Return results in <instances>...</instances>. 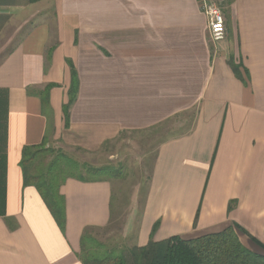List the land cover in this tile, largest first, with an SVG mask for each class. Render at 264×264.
Segmentation results:
<instances>
[{
	"label": "crops",
	"instance_id": "obj_1",
	"mask_svg": "<svg viewBox=\"0 0 264 264\" xmlns=\"http://www.w3.org/2000/svg\"><path fill=\"white\" fill-rule=\"evenodd\" d=\"M221 1L212 43L197 0H0V264H83V234L113 215L111 181L69 179L59 225L24 185L25 148L54 129L99 153L171 123L183 131L158 145L135 246L233 227L264 255V0Z\"/></svg>",
	"mask_w": 264,
	"mask_h": 264
},
{
	"label": "trees",
	"instance_id": "obj_2",
	"mask_svg": "<svg viewBox=\"0 0 264 264\" xmlns=\"http://www.w3.org/2000/svg\"><path fill=\"white\" fill-rule=\"evenodd\" d=\"M78 89L75 70H72V85L69 92V103L64 106L66 126L69 121V107ZM43 103V112L50 113V88L38 93ZM48 136L39 146L27 147L23 151L21 168L25 186L37 189L53 217L64 226L66 218L65 198L60 188L69 179L83 182L102 179H89L82 172L89 173L91 178L113 173L111 168L92 167L79 164L64 154L56 156L46 167L42 165L50 150L47 149ZM90 231H85L79 254L83 264H264V255L256 254L242 245L233 227L221 233L207 235L197 239H170L154 242L146 247H134L122 250L101 251L93 244ZM264 248V245H261Z\"/></svg>",
	"mask_w": 264,
	"mask_h": 264
},
{
	"label": "rangeland",
	"instance_id": "obj_3",
	"mask_svg": "<svg viewBox=\"0 0 264 264\" xmlns=\"http://www.w3.org/2000/svg\"><path fill=\"white\" fill-rule=\"evenodd\" d=\"M172 126L173 123L145 132L123 133L99 153H87L67 147L61 141L60 134L57 135V132L51 129L47 145L50 153L43 160V166L46 167L56 156L64 154L79 164H88L95 168H111L113 172L98 178H91L89 173L82 172L83 176L89 179L100 178L111 181L114 189L111 222L105 228L90 232V237L94 240L90 245L96 244V247L100 245L98 249L101 251L136 247L134 239L137 223L148 192L158 145L166 137L183 131Z\"/></svg>",
	"mask_w": 264,
	"mask_h": 264
},
{
	"label": "built area",
	"instance_id": "obj_4",
	"mask_svg": "<svg viewBox=\"0 0 264 264\" xmlns=\"http://www.w3.org/2000/svg\"><path fill=\"white\" fill-rule=\"evenodd\" d=\"M202 12L209 23L210 38L212 43H218L226 36L225 17L221 0H197Z\"/></svg>",
	"mask_w": 264,
	"mask_h": 264
}]
</instances>
